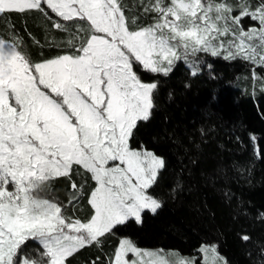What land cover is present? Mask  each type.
<instances>
[{"label": "snow or ice", "instance_id": "snow-or-ice-1", "mask_svg": "<svg viewBox=\"0 0 264 264\" xmlns=\"http://www.w3.org/2000/svg\"><path fill=\"white\" fill-rule=\"evenodd\" d=\"M33 11L66 34L50 45L63 54L36 62L24 50L7 18ZM246 17L258 27L245 30ZM0 19L8 26L0 35V264H68L116 226L161 207L149 189L165 161L131 143L158 87L142 82L137 62L165 76L181 60L195 75L200 54L264 67V0H0ZM88 174L91 212L81 218L75 207ZM59 177L71 181L67 205L48 195ZM200 252L203 264H227L215 245ZM108 264L199 262L122 238Z\"/></svg>", "mask_w": 264, "mask_h": 264}, {"label": "trees", "instance_id": "trees-1", "mask_svg": "<svg viewBox=\"0 0 264 264\" xmlns=\"http://www.w3.org/2000/svg\"><path fill=\"white\" fill-rule=\"evenodd\" d=\"M7 19L34 61L63 54L50 45L66 39V34L52 28L42 14L33 11ZM143 22H150V17ZM248 22V17L243 19V24ZM0 35H8L4 19ZM200 56L195 75L192 64L182 60L167 76L134 65L142 82L158 85L150 118L137 122L131 143L165 161L157 183L149 189L161 207L155 213L144 211L139 223L131 219L116 226L100 245L86 246L69 257L68 264H108L122 238L142 249L196 257L199 264L204 245H215L227 264H264V89L259 88L264 69H252L242 59ZM74 179L83 182L81 177ZM84 179L85 196L75 207L81 218L91 212L87 195L95 186L90 174ZM72 191L71 181L59 177L48 195L67 205ZM68 214H73L72 207ZM28 249L40 245L29 241Z\"/></svg>", "mask_w": 264, "mask_h": 264}, {"label": "rangeland", "instance_id": "rangeland-1", "mask_svg": "<svg viewBox=\"0 0 264 264\" xmlns=\"http://www.w3.org/2000/svg\"><path fill=\"white\" fill-rule=\"evenodd\" d=\"M252 2V1H251ZM253 3V2H252ZM244 19V18H243ZM248 19H249V22L248 23H245V24H243V26H244V28H245V30H247L249 27H258V22H256V21H253V20H251V18L250 17H248ZM255 22V25H252L250 22ZM251 66H252V69H254V68H256V67H261V68H263L264 69V67H262V66H259V65H256V64H252L251 62H249V61H247ZM137 64H139L138 62H137ZM140 65V64H139ZM189 68H191L190 67V65L188 64L187 65ZM141 67L143 68V66L141 65ZM144 69V68H143ZM191 70H192V72H193V69L191 68ZM259 88L260 89H264V84L263 83H260L259 84ZM145 211H149V210H145ZM149 212H151V211H149ZM151 213H153V212H151ZM132 220H134V219H132ZM135 221V220H134ZM37 242V241H36ZM38 243V242H37ZM39 244V243H38ZM149 250H154V249H149ZM173 252H175V251H173ZM199 252H200V249H199ZM200 257H201V264H203V254L200 252ZM189 258H195L196 259V257H189Z\"/></svg>", "mask_w": 264, "mask_h": 264}]
</instances>
